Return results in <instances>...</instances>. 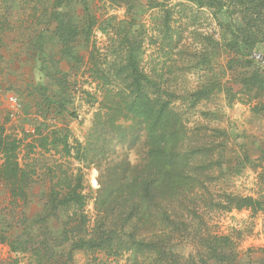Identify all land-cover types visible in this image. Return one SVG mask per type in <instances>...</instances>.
Here are the masks:
<instances>
[{"label":"rangeland","instance_id":"rangeland-1","mask_svg":"<svg viewBox=\"0 0 264 264\" xmlns=\"http://www.w3.org/2000/svg\"><path fill=\"white\" fill-rule=\"evenodd\" d=\"M59 2L61 12H69L72 6L70 16L82 17L79 0L73 3L49 0L47 5H39L36 9L26 5L25 0H0V19L7 22L6 30L0 31V129L24 139L18 156L20 163L29 165L32 173L24 199L12 200L0 182V264L49 262L50 253L62 250L65 245L59 243L61 238L56 237L57 230L68 221V215L50 218L44 213L51 192H64L66 180H72L77 170L85 174V211L91 220L95 216L93 202L102 180L94 165L96 159L86 169L58 151L47 153L28 146L39 124H43L40 125L41 134L53 129L65 130L70 145L77 141L90 145L89 149L93 148L99 133L104 138L111 134L96 122L98 113L104 112L103 94L96 90V83L86 71L87 49L83 38H79L76 45L83 58L81 66L74 60L60 59L61 47L53 33L51 19L52 7ZM177 3L173 1L170 7ZM89 7L90 15L97 22L92 29L90 46L95 44L100 57H106L107 67L123 62V47L120 59H114L112 52L117 50L124 34L129 35L131 42H140L141 67L146 71L163 68L164 78L176 94L175 106L185 116L184 126L190 137L186 147L211 149L214 162H220L209 169L194 167L188 185L192 191L173 204L172 240L176 260L202 254L201 243L207 237L228 236L236 252V264H264V110L259 107L264 102V91L252 85L248 90L241 85L244 75L256 72L264 76V47L257 46L246 54L227 51L222 45L229 38V31L225 29L227 20L185 1L175 9L178 12L176 20L169 23L170 44L161 40L162 8L148 6V0H131L129 5L117 0H89ZM37 36L41 37L44 50L41 56L34 41ZM253 52L263 58V63L252 58ZM44 57L49 60L45 68L49 63L54 68L49 72L59 71H55L53 77L41 71ZM232 59L235 62L230 63ZM62 74L66 75V90L61 86ZM115 80L119 84L123 77ZM40 86L45 87V92ZM202 89L208 94L196 101L192 94ZM43 93L49 96L50 102L64 101L65 111L59 112L49 106L42 110ZM9 97L15 102L11 103ZM137 136L138 140H133L127 135L102 166L123 161L130 167H141L145 162V137L139 131ZM200 156L193 164H203L209 159ZM240 198H251L263 206L237 210L233 206ZM113 219L114 225L119 227L120 222ZM42 255L47 258L43 259ZM122 256L107 252L76 253L68 263L64 257L58 260L54 256L57 260L54 264H155L147 255L137 263Z\"/></svg>","mask_w":264,"mask_h":264},{"label":"trees","instance_id":"trees-1","mask_svg":"<svg viewBox=\"0 0 264 264\" xmlns=\"http://www.w3.org/2000/svg\"><path fill=\"white\" fill-rule=\"evenodd\" d=\"M66 1L73 3V0ZM117 1L124 5L131 3V0ZM173 1L178 3L170 7ZM184 1L198 9L210 10L214 16L222 15L227 20L225 29L229 31V38L222 44L227 51L246 54L257 46L264 47V0H148V6L158 5L162 8V41L170 44L172 36L169 23L176 20L178 12H175V9ZM25 2L26 5L32 6L31 9H36L39 5H47L49 0ZM60 2L52 7L51 13L54 22L53 33L61 47L60 59L74 60L81 66L83 58L77 50V43L79 38H83L84 48L87 49L86 71L96 83V90L103 94L101 102L104 112L98 113L100 119L97 118L96 122L111 134L104 138L99 133L93 148L89 149L90 145H82L77 141L70 145L68 132L65 130L53 129L43 135L40 132L42 128L40 125L43 124L34 128L32 144L28 145L31 149L40 148L47 153L51 150L58 151L64 157H71L84 165L86 169L93 164L92 160L96 159L94 165L102 178L95 193L93 202L95 216L92 220L85 211L87 206V196L84 192L85 174L80 170H77L72 180H66L68 184L64 192L58 194L51 192L44 214L50 218L59 214L68 215V221L57 230L56 236L58 239L61 238L59 243L65 246L60 251L50 253V258L42 255V258L49 259V262L40 261L38 264H54L57 261L54 256H57L58 260L64 257L68 263L71 262L73 254L86 252L125 255L126 260L132 259L135 263L147 255L155 264L209 262L236 264V252L234 253L228 236L207 237L201 243L202 254L200 252L176 260L172 240L175 224L173 204L177 202V198L186 197L187 193L192 191L188 185L191 180L190 172L194 167H197V170L202 167L209 169L214 163L220 162L217 160L214 162L211 149L186 147L190 137L184 126L185 116L175 106L176 94L165 80L163 68L148 71L142 68L141 44L138 41L131 42L128 34H124V39H119L117 50L112 52L114 59H120L123 47L121 58L123 62L119 65L111 63L110 67H107L106 57H100L95 44L90 46L92 29L97 22L94 16L90 15L89 0L78 2L83 8L81 18L70 16L72 6L69 12H61ZM2 19L0 31H5L7 22L6 20L1 22ZM122 28L123 26L120 29ZM100 31L106 32L105 29ZM34 41L41 56L44 53L41 37L37 36ZM125 45L128 48L125 49ZM231 61L235 62V59L230 60V63ZM48 62L49 60L44 57L41 61L43 67L41 71L53 77V73L59 71L49 72L52 64L49 63V67L45 68ZM62 75L63 84L60 85L66 90V75ZM120 77H123V80L118 84L115 78ZM241 85L248 90H251L252 85V88L264 91V76L256 72L253 75H244L241 78ZM44 88L39 87L42 92H45ZM207 94L208 92L202 89L193 93L192 97L198 101L204 99ZM41 97L42 110L49 106L59 112L65 111L64 101L50 102L49 96L45 93ZM259 107L264 110V102ZM119 121L125 124L121 125ZM138 131L144 134L146 146L145 162L141 167H130L123 161H114L102 166L107 162V156L115 153V148L126 140L127 135H131L133 140H138ZM23 141L24 139H18L15 135L7 134L4 129H0V182L7 188L12 200L24 199L31 183L32 173L29 165L21 164L18 156ZM34 141L37 142L36 145L33 144ZM59 146L62 147L60 150ZM199 156L200 158L207 156L209 159L203 164H193ZM262 206L263 204L251 198H240L233 207L237 210L245 208L254 210ZM113 218L120 222L119 227L114 225ZM35 253L38 254V251L35 250Z\"/></svg>","mask_w":264,"mask_h":264},{"label":"built area","instance_id":"built-area-1","mask_svg":"<svg viewBox=\"0 0 264 264\" xmlns=\"http://www.w3.org/2000/svg\"><path fill=\"white\" fill-rule=\"evenodd\" d=\"M252 58H254L257 62L263 63V58L259 54L255 53V52L252 53ZM8 100L11 103L15 102V99L13 97H9Z\"/></svg>","mask_w":264,"mask_h":264}]
</instances>
